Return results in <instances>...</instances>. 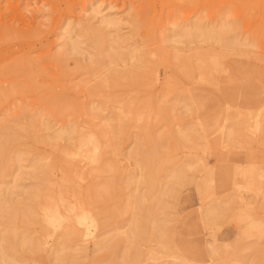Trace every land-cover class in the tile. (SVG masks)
Listing matches in <instances>:
<instances>
[{
    "label": "rangeland",
    "instance_id": "rangeland-1",
    "mask_svg": "<svg viewBox=\"0 0 264 264\" xmlns=\"http://www.w3.org/2000/svg\"><path fill=\"white\" fill-rule=\"evenodd\" d=\"M105 15L121 22L99 23ZM194 20L214 38L180 39ZM68 36L77 54L63 52ZM0 124L12 138L0 150L5 207L60 195L97 222L62 208V235L41 215L14 219L29 244L9 264H264V0H0ZM61 126L74 129L71 148L51 139ZM89 135L100 168L83 160L68 172L62 151ZM209 207L225 210L201 228ZM248 220L260 236L245 234ZM186 243L215 254L190 256Z\"/></svg>",
    "mask_w": 264,
    "mask_h": 264
},
{
    "label": "bare ground",
    "instance_id": "bare-ground-1",
    "mask_svg": "<svg viewBox=\"0 0 264 264\" xmlns=\"http://www.w3.org/2000/svg\"><path fill=\"white\" fill-rule=\"evenodd\" d=\"M99 13H100L99 11H97V12L95 11V15H97ZM113 17H110V15L100 16L99 17V19H100L99 23H102V24L109 26V25H115L116 23L121 22L120 17H118L120 20L118 18H113ZM175 28H178V25L176 27H174V29ZM180 31H181V33L178 35V37L180 39L185 38V37H190V36H194L197 39L202 38L203 40L205 38H207V39L211 38L212 39V38H214L215 34L217 33V31H215L214 28H212L210 25L201 26L199 24V20H194V21H191L185 25H182ZM77 46H78V44H77L76 39H73V38H71V36H68V38H66V40L62 44L63 52H67V53L74 52L77 54L78 53L77 52ZM109 56H110V59L112 60V61H110V64L112 62H115L113 60L120 57L116 53L112 54V52L110 55H108V58H109ZM25 70L30 72L29 66H27V69H25ZM91 72L93 73L94 71H91ZM245 82H246L245 83L246 88L253 87V85L250 83V81L246 80ZM251 93H254V91H252ZM61 97L62 96H59V95L57 96L58 99H60ZM166 116L167 115L165 113L161 114V117H166ZM261 121H262L261 118H256L254 120L255 129H256L257 133H260L261 131H263ZM8 128H6L5 125L3 126L0 124V131L4 135L3 138L0 139V150L4 149L5 146L7 144H9V139H12L11 137H8L9 136V133L7 130ZM206 129H207V131H205L204 134H207L211 130V128H206ZM223 129H224V126L219 127V130L217 131L220 134L221 139H222V134H224ZM57 130H59V131H57ZM57 130L53 131L55 133L52 132L51 139L61 140V139L65 138L66 140L70 141L69 146L71 148L73 145L72 134L74 132V129L73 128H64V126H61ZM212 132H216V130H213ZM147 137L149 139H151L150 134H147ZM225 142L227 144H233L234 143V134H233L232 130H228L226 132ZM70 148L62 151V155L65 157H70L69 159L71 160V162L69 163V166L67 168L68 172L71 173V172H73L74 169L76 171L83 169V166L78 163V162L83 161V160H85V161H87V163L93 165V167H96V169L100 168L101 163H102V158L100 157L99 141L96 137H92L91 135H89L87 137L80 138L79 140H77V143L75 144V151L73 149H70ZM75 156H78L79 160L76 159ZM32 169L34 170L35 167L32 166ZM174 174H176V172ZM25 194H26L27 198H30V196H31L30 192H29V194L27 192H25ZM5 201H6V198H4V196H2V194L0 193V220L4 219V221L6 222L5 231L7 233L6 236L0 237V253L4 252V254H0V264H9V262L14 260L12 258L13 256L11 255L12 251L28 252V249H26L24 245L29 244V242H27V240L23 241L21 239L20 234L15 232L14 227L11 226L14 219H19L20 221L27 223V224H34V223H38L39 220H37L38 219L37 216L41 215V219H42L43 223H46L47 225L55 226L56 228H59L62 235H66L67 233H69L71 231V228L69 226V220H68L67 216H65L63 213V210H62V208H63V209H69L71 211L77 212L76 215H77L78 224H81L83 226H87L90 224L93 226H97V222H95L94 219H91L86 215L84 207L82 206L81 203H76L77 205L75 204L74 206L67 207L65 202H64V197H61L60 195H53L52 197L48 198V200H46L45 203L42 204L38 209L33 208L32 206L23 205V206L18 208L17 213L12 212L13 210L11 208H6L5 207V203H6ZM134 202H136L135 198H134ZM223 210H225V209L215 210V209L209 207L208 209L203 211L201 213V217H199V221H198L201 225V228L203 227V228L211 229L212 226H214L217 223L218 218L221 216V213L223 212ZM239 220H243V217H239ZM141 221H143V219H141V217L137 218L136 220H134V219L132 220V222H131L132 228L130 231V237L136 236V231L140 228ZM1 225H2V223L0 222V226ZM262 233H263L262 230L260 229V227L256 223H254L252 220H248V228L245 231L246 235L252 236V235L257 234V236H260ZM145 237H146V235H145ZM158 238L165 240L166 239V232L159 229ZM186 245H187V243L185 244V246ZM189 245H191V244H189ZM187 246H186V248L189 247V246L188 247ZM205 247H207V246H205ZM190 248H191V246H190ZM192 248H195V247H193V245H192ZM100 249H101V247L98 246L96 252L99 251ZM196 249L197 248L190 250L188 248V250L184 251V252L190 256H198V257H205V258H210V254H215L214 249H211L210 251L209 250L207 251V249L205 251V248L203 249V251L198 250V249L196 250ZM57 259L58 258H55V260H57Z\"/></svg>",
    "mask_w": 264,
    "mask_h": 264
}]
</instances>
